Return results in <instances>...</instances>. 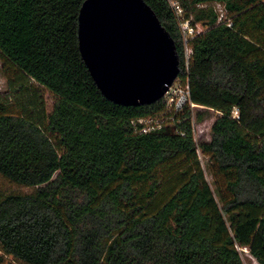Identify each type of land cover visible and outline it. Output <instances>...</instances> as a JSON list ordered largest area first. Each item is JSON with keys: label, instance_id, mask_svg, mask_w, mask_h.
Listing matches in <instances>:
<instances>
[{"label": "trees", "instance_id": "1", "mask_svg": "<svg viewBox=\"0 0 264 264\" xmlns=\"http://www.w3.org/2000/svg\"><path fill=\"white\" fill-rule=\"evenodd\" d=\"M84 1L0 0L3 61L54 96L48 115H13L0 102V177L31 189L0 198L3 256L22 264H245L247 251L264 264V0H143L174 42L177 78L188 79L190 100L202 108L146 134L131 121L163 112L165 101L122 107L101 95L78 49ZM172 3L202 28L189 41L187 69ZM212 112L209 139L196 140L194 123ZM197 151L224 182L213 189L231 228L224 247L190 233L196 217L185 202L198 193L203 170L176 192V207L145 218L131 209L128 182L114 198L95 195L94 186L108 187L119 170L167 164L173 173Z\"/></svg>", "mask_w": 264, "mask_h": 264}, {"label": "water", "instance_id": "2", "mask_svg": "<svg viewBox=\"0 0 264 264\" xmlns=\"http://www.w3.org/2000/svg\"><path fill=\"white\" fill-rule=\"evenodd\" d=\"M78 49L96 88L118 106L161 100L179 75L174 42L143 0H85Z\"/></svg>", "mask_w": 264, "mask_h": 264}, {"label": "rangeland", "instance_id": "3", "mask_svg": "<svg viewBox=\"0 0 264 264\" xmlns=\"http://www.w3.org/2000/svg\"><path fill=\"white\" fill-rule=\"evenodd\" d=\"M195 27L198 33L202 32L199 25ZM0 102L8 105L9 113L13 115H21L25 112L36 115L41 110L48 115L54 103V96L44 88L25 79L16 69L3 61L0 55ZM215 118L216 114L212 112L209 118L200 123H194L193 136L196 140L209 139L210 128ZM53 143L60 149L54 140ZM188 161L186 164L183 162L177 164V170L173 173L170 172L171 168L167 164H160L151 171L141 173H126L119 170L108 187L102 188L97 184L94 186L95 195L97 199L105 194L114 198V193L122 183L128 182L133 193L131 209L136 217L145 218L154 215L166 204L176 207L177 201L174 199L176 192L192 174L203 170L204 174L200 180L198 193L194 197L199 199V203L193 206L194 198L185 202L187 210L193 211L196 217L190 233L195 238H206L212 244L224 247L225 242L231 236V228L220 215L217 198L213 194L216 186L220 189L224 188V182L221 178L214 177V169L200 152L197 151L193 157L188 158ZM30 192L31 189L16 186L0 177V198L8 194H28ZM169 227L172 229V225ZM244 252L245 264H257L247 251ZM11 263L22 264L3 256L0 250V264Z\"/></svg>", "mask_w": 264, "mask_h": 264}, {"label": "built area", "instance_id": "4", "mask_svg": "<svg viewBox=\"0 0 264 264\" xmlns=\"http://www.w3.org/2000/svg\"><path fill=\"white\" fill-rule=\"evenodd\" d=\"M217 10L222 17V8L217 5ZM172 8L179 18V27L181 29L184 44H185V67L187 69L188 63L191 56V49L189 47V41L192 40L198 33L196 27H192L190 22L184 19L183 10L175 3H172ZM230 27V24H227ZM165 101V108L163 112L156 114L155 116L148 118H140L131 121V125L137 134H146L153 132L162 128L164 124L174 123L176 118L179 117L185 109H202L197 105H194L190 100V91L188 79H178L173 82V84L168 88L167 92L163 97ZM234 116L237 113L234 112ZM179 123V120H177Z\"/></svg>", "mask_w": 264, "mask_h": 264}]
</instances>
